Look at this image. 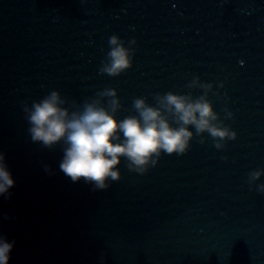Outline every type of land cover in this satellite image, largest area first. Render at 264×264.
<instances>
[{"label":"water","instance_id":"95a60500","mask_svg":"<svg viewBox=\"0 0 264 264\" xmlns=\"http://www.w3.org/2000/svg\"><path fill=\"white\" fill-rule=\"evenodd\" d=\"M113 35L118 75L101 71ZM53 90L69 114L116 100L117 120L136 98L204 96L236 136L189 125L185 153L143 173L122 157L97 189L59 169L63 141L30 138L26 109ZM0 152L8 264H264V0H0Z\"/></svg>","mask_w":264,"mask_h":264},{"label":"clouds","instance_id":"9594fccd","mask_svg":"<svg viewBox=\"0 0 264 264\" xmlns=\"http://www.w3.org/2000/svg\"><path fill=\"white\" fill-rule=\"evenodd\" d=\"M108 43V59L101 71L118 75L131 66L130 51L115 35L109 37ZM200 86L205 90L211 87L210 84ZM108 94L114 95V92ZM62 104L58 92L53 90L26 109L30 138L45 146L63 141L66 147L59 169L73 182L83 178L85 183H92L97 189L106 188L108 179L119 178L116 166L122 157L129 166H135L137 172L143 173L147 165L155 164L154 157L161 153H185L193 136L189 125L197 134L207 132L214 139H234L236 136L234 130L214 123L217 113L204 96L192 99L167 92L158 97L156 106L136 98L133 107L137 114L120 120L114 116L116 100L112 101L110 109L86 103L81 111L71 114L61 107ZM168 114H171V122ZM259 175V172L253 173L254 177ZM14 183L4 162V153L0 152V196L7 198ZM13 245L14 241L0 235V264H8Z\"/></svg>","mask_w":264,"mask_h":264}]
</instances>
